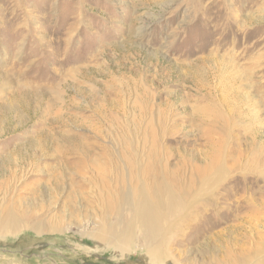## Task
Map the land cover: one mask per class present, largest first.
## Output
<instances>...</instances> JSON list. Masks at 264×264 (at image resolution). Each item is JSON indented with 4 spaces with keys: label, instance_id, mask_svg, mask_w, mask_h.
<instances>
[{
    "label": "rangeland",
    "instance_id": "rangeland-1",
    "mask_svg": "<svg viewBox=\"0 0 264 264\" xmlns=\"http://www.w3.org/2000/svg\"><path fill=\"white\" fill-rule=\"evenodd\" d=\"M217 1L0 0V264H264V0Z\"/></svg>",
    "mask_w": 264,
    "mask_h": 264
},
{
    "label": "bare ground",
    "instance_id": "bare-ground-1",
    "mask_svg": "<svg viewBox=\"0 0 264 264\" xmlns=\"http://www.w3.org/2000/svg\"><path fill=\"white\" fill-rule=\"evenodd\" d=\"M26 94H28V93L24 92V95H26ZM21 101H25V99H23V100L18 99L17 103L24 105L23 103H21ZM155 184H158V182ZM139 191H140L141 195L144 197V199L146 200L147 205H145V201L140 202V203L136 202L133 205L134 208L136 209L135 214L132 217L130 216V218L131 219H133V218L137 219L140 223H142V225L144 226L145 229H147V230L149 229L148 233L154 234L155 230L154 229L152 230L151 228H157L158 225L161 223V219L163 218V216H162V208L163 207L160 208V206L163 204V201L161 199H159L158 201H155L154 198L146 199L142 190H139ZM126 197H127V194H126V196L124 194V198L122 199V201H121L122 204H120V206L125 203ZM146 206H147V208H145ZM17 221H18V219L15 220L14 215H12L11 213H8L5 216V219H3L2 221L0 220V232L4 233L7 231L14 230L15 229L14 226H15V223ZM115 228H116V225H113L112 229L116 230ZM124 228L125 229H123L122 231L116 230L117 231V232H115L116 237L115 238L112 237L111 241H110V243H112L116 248H118L121 251V253H124L127 250V244H129V242H130L129 240L131 238V231L129 234V230L131 229V227L128 226V227H124ZM96 238L99 239V241L103 242L104 240H106V235L103 232L97 233ZM241 252L242 251L239 250V258L237 257L238 260H235L233 262L231 261L228 264H245V261H243V259H242Z\"/></svg>",
    "mask_w": 264,
    "mask_h": 264
}]
</instances>
